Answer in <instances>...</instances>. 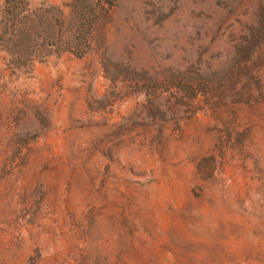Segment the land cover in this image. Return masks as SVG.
<instances>
[{
  "label": "rangeland",
  "instance_id": "obj_1",
  "mask_svg": "<svg viewBox=\"0 0 264 264\" xmlns=\"http://www.w3.org/2000/svg\"><path fill=\"white\" fill-rule=\"evenodd\" d=\"M72 1L0 27V264H264V0Z\"/></svg>",
  "mask_w": 264,
  "mask_h": 264
},
{
  "label": "trees",
  "instance_id": "obj_2",
  "mask_svg": "<svg viewBox=\"0 0 264 264\" xmlns=\"http://www.w3.org/2000/svg\"><path fill=\"white\" fill-rule=\"evenodd\" d=\"M96 2L98 7H100L104 13L114 7L113 0H96ZM93 6L89 5L87 0H74L68 6L69 13L73 20L72 22L76 25V31L83 32V30L85 31L87 28L92 27L95 24L97 10L96 8H93ZM57 13L56 18H53V22L56 28L59 29L63 27L61 24L63 19L62 13ZM48 20H52L51 10L47 11L41 8L32 10L29 6L28 0H4L0 16L1 37L2 35H13V32L17 33L18 31L21 32L22 30L27 29L30 31V35L31 31L33 32V36H31L37 40L39 36L41 37V25L47 24V22L49 23ZM72 26L73 25L71 24L70 28H72ZM22 35L24 37V33ZM13 37L15 39L17 38V36ZM86 38V35L74 38L75 44L77 41L79 43H85L87 40ZM9 41L12 43L14 42L11 40ZM65 51L79 56L78 54L71 52L68 48H59L54 52L60 54Z\"/></svg>",
  "mask_w": 264,
  "mask_h": 264
}]
</instances>
